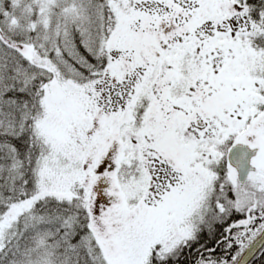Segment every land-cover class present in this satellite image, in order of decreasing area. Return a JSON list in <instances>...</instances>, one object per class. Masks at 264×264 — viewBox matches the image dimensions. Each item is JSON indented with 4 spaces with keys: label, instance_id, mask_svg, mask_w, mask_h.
Segmentation results:
<instances>
[{
    "label": "snow or ice",
    "instance_id": "snow-or-ice-1",
    "mask_svg": "<svg viewBox=\"0 0 264 264\" xmlns=\"http://www.w3.org/2000/svg\"><path fill=\"white\" fill-rule=\"evenodd\" d=\"M0 264H264V0H0Z\"/></svg>",
    "mask_w": 264,
    "mask_h": 264
}]
</instances>
